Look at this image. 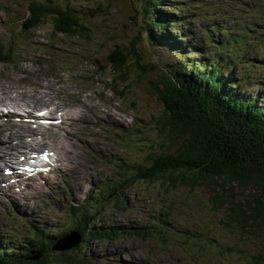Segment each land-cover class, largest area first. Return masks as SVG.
<instances>
[{"label":"rangeland","instance_id":"374dc122","mask_svg":"<svg viewBox=\"0 0 264 264\" xmlns=\"http://www.w3.org/2000/svg\"><path fill=\"white\" fill-rule=\"evenodd\" d=\"M26 1L0 0V39L9 43L16 53L15 63H4L5 59L0 57V79L6 72L16 86L37 88L40 84L43 89L39 90L46 92L60 86L64 93L57 97L64 104L59 108L69 115L62 112L68 122L51 127L48 133L49 137L54 136L58 157L63 154L56 169L37 182L32 181V188H29L30 182L27 186L23 182V191L17 190L15 184L11 190L8 184L12 194H7L21 208L17 209L0 195V204L5 207H0V237L11 236L16 246L32 242L25 239L31 224L44 225L52 237L63 235L70 230V226L66 228L68 221L72 223L79 216L78 212L69 210L70 204L83 200L89 186L95 184L104 192L103 184L107 181L111 184L126 178L136 167L143 171L150 164L147 162L150 153L159 154L161 149L171 151L180 144L178 136L169 137L167 129L161 127L165 131L162 133L157 124L162 108L149 84L154 82L158 70L172 69L181 62L199 61L206 55L209 58L211 54L223 72L222 77L239 81L242 86L239 94L256 97L264 107V0H184L181 4L176 2L181 10L173 9L175 0H159L161 14L156 13L161 21L172 23L171 15L177 14L182 22L176 25L188 29L193 40H201L202 30L215 26L218 43L229 40L230 46L226 42L225 49L193 47L191 38L180 36L174 29H170L174 39L151 42L143 28L149 19L140 0H127L125 6L113 4L111 7L110 0H54L61 8L70 6L80 12L76 15L87 22L88 39L54 32L49 23L24 31L18 18L25 15V5L19 4ZM97 5L101 10L95 16L86 14ZM223 28H227V34ZM114 47L124 51L140 48V63L147 66L151 63L155 70L147 73L149 78H137L135 75L141 73L130 64L131 84L127 81L130 86L117 85L107 63V53ZM198 49L203 52H197ZM233 61L236 64L232 69ZM20 63L26 65L25 71H19ZM79 91L82 101L68 94ZM42 106H46L50 115V103L36 108ZM9 114L1 119L10 120L14 113ZM22 121L21 118L12 120L17 124ZM27 127L30 128L28 122ZM36 143L28 141L25 147L37 148L33 145ZM57 143L61 144L60 149ZM65 147H69L70 156H65ZM4 151L11 156L17 154L15 150ZM2 163L6 162L0 159V167ZM6 167L16 169L11 164ZM47 181L51 188L43 189ZM67 184L78 185L74 188L75 197L70 196ZM58 185L59 190L55 189ZM122 186L123 192H117V196L121 199L124 195L127 199L126 211L119 213L113 201L116 198L108 196V204L100 206L94 214V226L103 232L110 229L125 232L126 226L140 224L146 225L144 232L149 233L132 237L118 233L105 240L90 239L84 246L79 241L77 245L82 246L87 264H264V221L242 227L229 217L232 201L242 208L252 204L251 188L220 179L200 180L193 187H169L167 183L144 179H138L127 189ZM216 195L220 196L219 200ZM25 218L31 222L24 224ZM75 234L72 230L67 236ZM37 257L29 259L37 261Z\"/></svg>","mask_w":264,"mask_h":264},{"label":"trees","instance_id":"16d2710c","mask_svg":"<svg viewBox=\"0 0 264 264\" xmlns=\"http://www.w3.org/2000/svg\"><path fill=\"white\" fill-rule=\"evenodd\" d=\"M176 1L179 4L184 2ZM176 1H173V7L177 5ZM26 2V15L20 18L24 31L49 23L54 32L88 39L87 22L75 17L69 9H59L51 2ZM160 6L159 0H146L145 12L149 13V22L143 26L151 39L158 43L174 39L170 29H181L176 25L177 19H171L172 23L160 20L156 13ZM223 29L226 33L227 28ZM208 33L205 34V40L211 43ZM230 41H233L232 37ZM226 42L229 45V40L226 39ZM196 51L203 52L201 49ZM140 60L137 49H111L107 53V63L113 82L130 86V64L139 69L141 74L135 75L137 78H149L154 71V65H142ZM235 64L236 61H233L232 69ZM187 72L191 74L188 75ZM222 73L214 56L210 54L209 58L206 55L196 62H181L170 72L165 70L156 74L149 89L162 108L161 117L157 119L158 127L167 129L166 134L169 137L178 136L181 142L174 150L161 149L159 154L150 153L147 157L150 164L143 171L136 169L130 172L124 179L123 188L129 187L138 179L160 181L167 183L169 187H193L200 180L220 179L239 187L251 188L254 193L251 205L247 204L246 208H242L240 204L232 201L228 207L229 217L245 227L250 223L264 221V107L256 97L241 96L240 82L230 77L224 78ZM92 116L99 117L96 114ZM116 185L122 186V183L117 182ZM216 198L219 200L220 196L216 195ZM117 206L122 209L125 203L122 201ZM69 210L78 212L79 216L72 223L66 224V228L70 226V229L83 233V246L90 239L100 240L107 237L106 231L101 233V229L94 226L95 212L91 215L76 203ZM146 233L149 232L136 231L137 236H145ZM111 234L118 233L115 230ZM26 239L32 242L21 244L25 249L19 250L16 256L7 255L0 246V264H15L16 261L19 264H87L82 246L53 250L55 238L48 235L45 229L36 230L34 236ZM8 249L15 251L16 247L9 245ZM34 255H38L37 261H30L29 258Z\"/></svg>","mask_w":264,"mask_h":264},{"label":"bare ground","instance_id":"6f19581e","mask_svg":"<svg viewBox=\"0 0 264 264\" xmlns=\"http://www.w3.org/2000/svg\"><path fill=\"white\" fill-rule=\"evenodd\" d=\"M24 66H26V65H23L22 63H20L19 64V71H25L26 69ZM15 69H16V67H15ZM7 76H6V72H5L4 77L2 79H0V106H2L1 109H5L6 113H8V114L0 115V117H7V116L11 115L9 113H15V112L19 111L18 108H21V106H23V105L26 106V108H28V110L42 111L45 115H47L46 106H42L40 108H36V106L40 105V104L46 105L48 102L50 103L51 118L55 119L59 115H61V117H63L62 112L66 115H69L64 109L59 108V107H62L64 104L63 99L57 97V95H59L60 93H62V92L64 93V91L62 90V88L60 86H57L53 91L46 92L44 90H39L40 88H42V85H40V84L38 85L37 88H32L31 85L30 86L29 85L24 86V84H21V86H16V85H14L15 82H12ZM68 94H69V96L75 97L76 100H80V101L83 100L80 91L77 92V94H74V93H68ZM56 97H57V100L55 101ZM51 102H53V104ZM7 121H9V120L0 119V148H2L4 150H15L17 152V154H15L14 156H11L10 154H7L4 150L0 149V159L5 161L6 164H11V161L9 159H15L16 161H19L17 155L19 154L18 151L20 148H22V151H23L22 154H19L20 156H26L28 154H32V155L39 154L40 149H38V148H26L25 147L27 145V142H28V141H26V139L29 137H32L33 134L36 133L35 129L28 128L27 122L17 124V123H14L12 121H9V122H7ZM16 138L19 139V142L15 141ZM3 139L6 140L7 142L6 143L2 142ZM58 139H60V138H58ZM57 144H58L57 145L58 148L60 149L61 144L60 143H57ZM37 145L46 146L43 139H40L39 142L37 143ZM42 150H43V153L48 151V150H44V149H42ZM47 160H50V157H48ZM32 161H35V163L38 162L37 157L33 156ZM12 166H14L13 168H16V169L18 168V170H21V166H19V165L18 166L12 165ZM11 169L12 168H8L6 170L8 172H10ZM14 175H16L15 172H14ZM5 178H6V176L4 175V179ZM15 178L16 177H14V179ZM0 180H1V178H0ZM2 184H5V182H0V185H2ZM5 193H11L12 194V192L8 186H7ZM28 194H31V193H28ZM27 197H29V196H27Z\"/></svg>","mask_w":264,"mask_h":264},{"label":"water","instance_id":"95a60500","mask_svg":"<svg viewBox=\"0 0 264 264\" xmlns=\"http://www.w3.org/2000/svg\"><path fill=\"white\" fill-rule=\"evenodd\" d=\"M67 236L65 239L60 240L54 247V250H65L71 248L80 241L81 236L79 234H75L74 237Z\"/></svg>","mask_w":264,"mask_h":264}]
</instances>
